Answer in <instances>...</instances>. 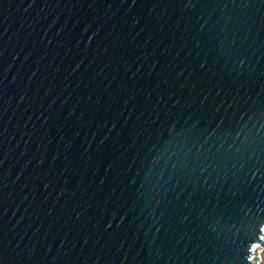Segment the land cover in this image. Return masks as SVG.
<instances>
[{"label":"water","instance_id":"1","mask_svg":"<svg viewBox=\"0 0 264 264\" xmlns=\"http://www.w3.org/2000/svg\"><path fill=\"white\" fill-rule=\"evenodd\" d=\"M264 0H0V264H257Z\"/></svg>","mask_w":264,"mask_h":264},{"label":"rangeland","instance_id":"2","mask_svg":"<svg viewBox=\"0 0 264 264\" xmlns=\"http://www.w3.org/2000/svg\"><path fill=\"white\" fill-rule=\"evenodd\" d=\"M257 253H258L257 264H264V248L258 250Z\"/></svg>","mask_w":264,"mask_h":264}]
</instances>
